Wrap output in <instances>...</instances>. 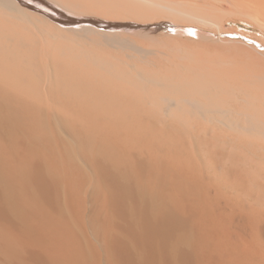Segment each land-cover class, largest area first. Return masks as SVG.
Here are the masks:
<instances>
[{
	"label": "bare ground",
	"instance_id": "1",
	"mask_svg": "<svg viewBox=\"0 0 264 264\" xmlns=\"http://www.w3.org/2000/svg\"><path fill=\"white\" fill-rule=\"evenodd\" d=\"M0 264H264V0H0Z\"/></svg>",
	"mask_w": 264,
	"mask_h": 264
},
{
	"label": "rangeland",
	"instance_id": "2",
	"mask_svg": "<svg viewBox=\"0 0 264 264\" xmlns=\"http://www.w3.org/2000/svg\"><path fill=\"white\" fill-rule=\"evenodd\" d=\"M225 6L227 7V9H230V5L225 4ZM230 21L231 22L228 25V30L232 29L233 33H235L234 35H232L233 39H239L249 42L256 41L254 40V38H257V41L262 40V38H260V29H255L254 26L249 25V20L243 17L242 14L240 15V17H237L236 19Z\"/></svg>",
	"mask_w": 264,
	"mask_h": 264
}]
</instances>
